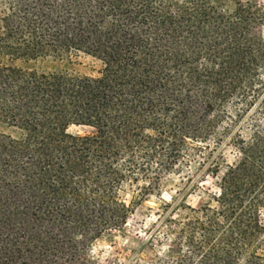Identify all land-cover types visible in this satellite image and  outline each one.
Instances as JSON below:
<instances>
[{"label":"trees","instance_id":"16d2710c","mask_svg":"<svg viewBox=\"0 0 264 264\" xmlns=\"http://www.w3.org/2000/svg\"><path fill=\"white\" fill-rule=\"evenodd\" d=\"M263 22L243 0H0V264H60L149 197L160 264H264ZM82 58L94 75L28 67Z\"/></svg>","mask_w":264,"mask_h":264},{"label":"rangeland","instance_id":"374dc122","mask_svg":"<svg viewBox=\"0 0 264 264\" xmlns=\"http://www.w3.org/2000/svg\"><path fill=\"white\" fill-rule=\"evenodd\" d=\"M254 1L257 5L264 7V0H243ZM258 31L264 39V22L258 26ZM38 71L55 72L71 71L83 76L94 75V66L90 59L82 58L68 64L65 62L46 60L37 62L35 65H29ZM0 131H5L0 127ZM69 132L72 134H89L91 130L86 128L71 127ZM228 156V153H227ZM228 159H232L228 156ZM212 181L201 184V191H214ZM169 194L175 196L170 188L162 192L161 200L169 202ZM131 198L130 194L126 195V201ZM186 205L197 208L204 201L201 192L188 196ZM159 200L156 197H149L135 209L134 213L127 219V223L120 229L111 231L103 235L100 239L91 243L86 242L83 238L78 237L76 251H66L65 257L60 264H160L165 259L164 254L168 251L165 245L157 244L160 237L150 244H146V233L155 223V213L158 211ZM261 222L264 226V211L261 215Z\"/></svg>","mask_w":264,"mask_h":264}]
</instances>
